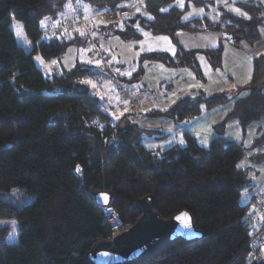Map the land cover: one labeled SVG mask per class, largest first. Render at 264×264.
Masks as SVG:
<instances>
[{
	"label": "trees",
	"instance_id": "obj_1",
	"mask_svg": "<svg viewBox=\"0 0 264 264\" xmlns=\"http://www.w3.org/2000/svg\"><path fill=\"white\" fill-rule=\"evenodd\" d=\"M81 1L97 10L118 7L126 0ZM141 1L143 13L132 18L129 13L121 21L168 35L176 51L142 53L137 70L119 78L128 90L141 77L146 61L189 67L200 79L198 53L213 68L221 66V43L186 49L176 39L178 31L217 27L232 33L235 45L241 41L253 45L260 27L264 29V6L257 0L236 2L248 18L223 11L217 26V20L206 16L183 20L184 10L172 5L174 0ZM71 14V0H0V222L11 219L17 228V240L7 243L9 229L0 224V264H91L87 253L92 245L108 239L104 209L93 198L100 191L110 194L109 206L120 220L133 224L141 215L136 201L152 195L153 209L161 218L186 210L195 230L202 233L192 241L176 239L156 255L127 264H264V232L255 238L250 202L241 201L244 192L252 189V168L238 167L245 156L252 164L264 163V131L248 146L222 137L228 121L236 120L244 131L264 116V51L252 59L251 78L230 95L225 90L200 89L169 107L140 111L142 118L162 117L177 125L231 102L226 115L212 125L214 135L207 146L183 131V145L150 150L142 142L145 137L167 134L141 126L129 118L130 111L125 119H115L104 91L95 93L104 79L94 69L122 67L107 63L96 48L93 58L102 67L77 60L61 65L62 57L80 45L82 37L67 30L50 35L43 28ZM12 18L21 23L31 43L29 51L16 41ZM116 24L107 27L114 31ZM34 55L57 62L58 69L45 73ZM16 189L29 195L28 200L22 202L21 194L14 201L7 199L4 193L13 196Z\"/></svg>",
	"mask_w": 264,
	"mask_h": 264
},
{
	"label": "rangeland",
	"instance_id": "obj_2",
	"mask_svg": "<svg viewBox=\"0 0 264 264\" xmlns=\"http://www.w3.org/2000/svg\"><path fill=\"white\" fill-rule=\"evenodd\" d=\"M202 4L195 5L193 0H182L183 7H180L181 0H174L172 5L177 6L180 9H183V20H189L195 17L206 16L209 19L217 20V23L220 22V16L223 11L230 12L237 16H243L236 12H233L232 8H238L236 2L245 1V0H202ZM264 6V0H257ZM77 3L81 4L84 7V10L91 14V12H96L101 9L94 10L92 7H87V4L81 0H77ZM71 0V5H72ZM69 5V4H68ZM67 5V8H68ZM141 0H126L124 3L120 4L118 7H127L129 9V18H132L137 13H143L144 7ZM92 9V11H91ZM139 9V11H137ZM200 9H203V13H200ZM242 12V10H241ZM193 13L192 15H189ZM187 17V19H184ZM90 22V21H89ZM95 24L91 27L89 35L87 32L81 30L83 36L80 39L81 44L77 47H74L75 57L77 61H88L91 58V61L95 63L96 67H102V63H96L94 57L93 49H99V53L105 55L108 59L107 63H111L114 66L122 67L117 68L116 71L123 76H131L134 71L138 68V61L142 53L152 52V51H162L167 54L173 55L176 51V45L171 40L168 35L164 34H153L144 27H141L138 23H133L127 21V25H124V21L117 22L113 26L114 31L107 27L110 24H103L99 21H93ZM264 24V19H263ZM115 24V23H113ZM10 27L12 28L16 41L26 50H30L31 43L24 35L22 25L19 21L12 18ZM105 27V28H103ZM70 31V30H67ZM119 31H122L120 33ZM211 31V30H210ZM80 32V31H78ZM179 34V38H178ZM182 34H186L184 37ZM193 34L190 32H181L178 31L175 36L179 45L187 46L190 42L194 41H209L214 40L212 36H217L220 38L222 44V57H221V66L219 68H213L206 56L202 53H198L196 56L198 66L201 71L202 78H198L195 72L189 67H172L166 66L158 61H146L143 63L144 69L141 77L134 82H139L141 89L145 87V92L151 95V98L156 96L161 99V102L165 107H169L173 104L178 97L189 93L191 89H202L204 91H217L225 90L229 95L235 92V86L245 83L250 78L251 73V56L257 55L264 51V39L258 41L255 45H249L245 41H241L238 45L230 44L226 38L223 37L222 32L214 30L211 37L204 39L197 35L193 37ZM70 35V34H69ZM166 38V39H163ZM195 38V39H194ZM202 40H201V39ZM222 38V39H221ZM85 41V42H83ZM180 41V42H179ZM181 43V44H180ZM230 44V45H229ZM97 46V47H96ZM196 47H206V46H196ZM208 48V47H206ZM92 49V50H90ZM72 52V51H70ZM88 54L89 58H88ZM251 55V56H250ZM35 64L40 67L45 73H51L56 71L59 66L57 62H45L41 59L39 55H34ZM65 58V59H64ZM63 59L66 61L70 56H65ZM66 65V64H65ZM72 65V64H71ZM109 67V66H107ZM113 69V68H112ZM115 70V69H113ZM94 72L101 76L104 79L103 86L97 88L95 92L92 86V90L97 93L104 91L105 103L111 106V115L117 120H123V116L127 114L126 112H132L130 119L139 122L141 126L144 127V118L141 117V112L145 110L142 106L139 111H131L126 105V101L123 100L118 94L117 89L113 85L111 79H107L103 75L102 69H94ZM249 76V77H248ZM128 85L127 83H125ZM130 87V84L129 86ZM140 103L139 95L136 96L135 91L132 89L129 90ZM103 96L102 93H98V96ZM139 97V98H138ZM125 101V102H124ZM166 103V104H164ZM118 104V107L116 106ZM231 106V102H228L223 105H218L212 110L213 113L210 115V118L213 123L220 121L227 113L228 109ZM222 114L220 120H216V116ZM162 118V117H159ZM150 119V118H149ZM165 119V118H164ZM166 120V119H165ZM262 125L264 129V116L258 120L252 121L247 128L243 131L238 123L235 120H230L226 123L223 133L233 141H240L244 145L248 141L250 135H254L253 128L255 126ZM211 130L213 131L212 127ZM262 129L260 130V132ZM259 132V133H260ZM151 136L145 137L142 142L147 149L150 150H165L171 145L180 144V141L183 140L182 132L173 133L170 132L162 138H155V136L160 135V133L150 134ZM181 137V138H180ZM239 137V138H238ZM197 143L201 146H207L202 139L197 138ZM184 143V140H183ZM208 144V143H207ZM13 192V196H10L8 193H4L7 199L13 200V197L16 198L21 194L24 201L28 200V196L20 189H16ZM242 201V199H241ZM1 226H5L9 229V233L6 236L7 243H14L17 240V228L13 220L7 219L0 222ZM132 225L131 222H129Z\"/></svg>",
	"mask_w": 264,
	"mask_h": 264
},
{
	"label": "water",
	"instance_id": "obj_3",
	"mask_svg": "<svg viewBox=\"0 0 264 264\" xmlns=\"http://www.w3.org/2000/svg\"><path fill=\"white\" fill-rule=\"evenodd\" d=\"M216 26L218 23L215 24ZM215 30V28H214ZM216 30L217 27H216ZM230 44L236 38L228 31H220ZM94 201L101 207L110 204L111 196L106 191L93 195ZM154 197L147 195L136 201L141 215L125 231L110 239L95 242L87 253L91 264H127L143 261L156 255L176 239L192 241L202 233L195 230L192 218L186 210L179 211L168 219H163L153 209Z\"/></svg>",
	"mask_w": 264,
	"mask_h": 264
},
{
	"label": "crops",
	"instance_id": "obj_4",
	"mask_svg": "<svg viewBox=\"0 0 264 264\" xmlns=\"http://www.w3.org/2000/svg\"><path fill=\"white\" fill-rule=\"evenodd\" d=\"M87 7H89V6H87ZM91 11H92V9H91ZM68 12H70V8H68V10L66 11V13H68ZM94 24H95L94 22L89 24V28H88V31H87V33L89 35H92L94 33V32L93 33L89 32L91 30V27ZM74 32L79 34V35H81V36H83L82 33H84V32L72 31V34H74ZM181 32H184V31H181ZM213 32H214V30H211V31L208 30V31L195 32L193 34H187V35H191V36L193 35L194 37H197V35H198V36H200V37H202L204 39H208L209 37H211ZM259 32H260V37L253 45H255L258 41L264 39V29L260 27ZM185 33H187V32H185ZM185 35L186 34H182L183 37ZM178 38H179V34H178ZM212 38H214V40L211 39L209 41H197V42L192 41L185 47L183 45H181V46L186 48V49H188V48H202V47H196V46H206L208 48H213V47L218 46L221 43L220 38H218L217 36H212ZM77 46H79V45L77 44ZM77 46L76 45L72 46L70 48V51H72V52L69 51L65 55V56L69 55L70 56L69 59H67L65 61L64 60L65 56L62 57V59L60 60L62 66H70L71 64L74 63V61L76 60V57H75V54H74L75 53L74 47H77ZM206 47H204V48H206ZM89 55L90 54H88V58H89ZM254 56H251V58H250L251 59L250 78H251V75H252V59H253ZM88 61H91V58H89ZM140 86L141 85L139 84V82H134V83L130 84V87H131V89L133 88V90L136 93V96L139 95V97H140L141 107L143 106L145 110L152 109V108L163 109V108L167 107V106L165 107V105L162 104L160 98H158L156 96L151 98V95L145 92V87H143V89H141ZM197 90H200V89H191L189 91V93H186V94H184L182 96H185V95H188V94H192L193 91L196 92ZM206 92H208V91H206ZM210 92H213V91H210ZM178 98H180V97H178ZM164 104H166V103H164ZM116 106L118 107V104ZM230 108H231V106H230ZM230 108L228 109V111L230 110ZM213 111H215V109L214 110H212V109L204 110L197 117H195V118H193L191 120H188V121H183V122H181V123H179L177 125H175L171 120H168L166 118H165L166 120L164 118H150V119L149 118H144L145 120H144L143 125H144V127L156 129V130H159V131L164 132L166 134H168L170 132H173L175 134V133H181L183 131H187V132L193 134L196 137V140H197V138L200 137V139H202L203 142L207 145V143L209 142V139L214 135V132L211 130V127L215 123H213V121L211 119H209L210 115H212L211 113H213ZM220 118H222V114L220 115V117H219V115L216 116V120H220ZM261 129H262V131H264V129H263L261 124L255 126V129L253 128L254 135H250L248 137V141H247V143L244 144V146H248L252 142V140L258 134H260L259 132H260ZM222 137L224 139H226V140H230L224 133H223ZM231 141H233V140H231ZM234 142L242 144V142H240V141L239 142L238 141H234ZM178 145H183V143H180ZM242 163H243V165H250L251 166L252 169L250 170L249 175H250L251 181L253 183L252 189L250 191L244 192V194L242 195V198H241L242 199V203L245 204V203L250 202L249 211L251 213V218L253 219L254 223H258L260 221L262 215H264V163L252 164L249 161L248 156H245V158L240 162V165Z\"/></svg>",
	"mask_w": 264,
	"mask_h": 264
},
{
	"label": "built area",
	"instance_id": "obj_5",
	"mask_svg": "<svg viewBox=\"0 0 264 264\" xmlns=\"http://www.w3.org/2000/svg\"><path fill=\"white\" fill-rule=\"evenodd\" d=\"M72 3L73 14L63 16L58 20L51 21L46 26H44V33L54 35L56 32L66 30L80 32L83 30L84 32H87L89 24L93 21H99L103 24H113L121 21L129 14V9L127 7L101 9L94 13L91 12V14H88L82 5L77 3V0H72ZM106 68L107 65L104 67V69H102L103 75H106L105 77L107 79H111L113 81L115 89H117L121 98L126 101L127 107L131 109V111H139V102L137 101L136 97L127 88H125L119 80L120 76H122V73L120 74V72L118 73L112 68L105 70ZM103 209L104 220L107 224L106 236L108 239L122 231L127 230L131 226L129 221L120 220L114 209L109 205L103 207ZM254 232L255 238L264 232V215H262L258 223H254Z\"/></svg>",
	"mask_w": 264,
	"mask_h": 264
},
{
	"label": "snow or ice",
	"instance_id": "obj_6",
	"mask_svg": "<svg viewBox=\"0 0 264 264\" xmlns=\"http://www.w3.org/2000/svg\"><path fill=\"white\" fill-rule=\"evenodd\" d=\"M184 5H183V2H182V0H181V2H180V7H183ZM68 7H70V5H68ZM233 12H236V13H238V14H240V15H243V16H245V18H248L247 17V14L246 13H243V12H241V10L240 9H238V8H232L231 9ZM137 11H139V9H137ZM200 13H203V9H200ZM193 13H190L189 15H192ZM184 19H187V17H184ZM41 23H43V21L41 22ZM94 34V33H93ZM163 39H166V38H163ZM53 63H55V61H53ZM96 63L97 64H99V61H96ZM90 83V82H89ZM117 119H118V117H117ZM239 138V137H238ZM180 143H183V140H181L180 141ZM243 166V163L241 164V165H238V167H242ZM77 171H80V168H79V166H77V169H76Z\"/></svg>",
	"mask_w": 264,
	"mask_h": 264
}]
</instances>
